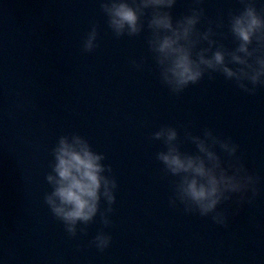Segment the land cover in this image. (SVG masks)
Returning a JSON list of instances; mask_svg holds the SVG:
<instances>
[{"label":"water","instance_id":"water-1","mask_svg":"<svg viewBox=\"0 0 264 264\" xmlns=\"http://www.w3.org/2000/svg\"><path fill=\"white\" fill-rule=\"evenodd\" d=\"M190 4L176 0L173 20ZM200 6L198 30L212 21L213 38L233 47L227 18L241 10L238 0ZM219 21L225 27L215 28ZM92 23L99 46L85 54ZM148 35L116 39L98 0H0V264H264V87L249 95L213 73L172 95L159 82ZM132 60L143 61L139 70ZM163 125L176 128L181 141L185 129L230 138L259 177L251 204L233 198L218 208L227 227L169 207L172 178L155 159L164 147L150 139ZM72 133L105 156L117 182L110 225L97 214L87 236L78 224L75 238L43 203L51 148ZM181 151L195 147L183 142ZM106 207L101 200V211ZM99 231L111 236L103 252L89 244Z\"/></svg>","mask_w":264,"mask_h":264},{"label":"clouds","instance_id":"clouds-1","mask_svg":"<svg viewBox=\"0 0 264 264\" xmlns=\"http://www.w3.org/2000/svg\"><path fill=\"white\" fill-rule=\"evenodd\" d=\"M238 2L241 10L229 12L227 18V32L234 45L229 48L213 38L218 33L212 21L203 32L198 30L205 16L200 6L203 0H191L188 14L175 21L171 9L176 0H98L106 26L116 39L138 37L145 31L149 34L147 50L159 82L175 96L198 84L205 75L211 80L213 73L249 95H255L257 87H264V5L258 7V0ZM223 27V21L216 22L215 28ZM97 38L98 26L92 23L82 41V52H94L99 46ZM142 64V60L131 61L137 70ZM150 139L162 142L164 147L155 159L162 165L163 175L172 178L169 207L182 206L186 215L209 217L212 223L227 227L226 211L218 208L233 198L237 205L251 204L258 195L259 177L245 168L237 156L238 145L230 138L214 135L207 128L202 136L185 129L181 141L176 128L163 125ZM183 142L194 145L195 151L182 152ZM50 156V171L44 176L50 191L44 193L43 203L69 238L77 236L78 224L84 226L79 228L80 235L87 236V226L97 214L101 224L108 227L117 182L111 167L102 163L105 156L76 133L59 136ZM101 200L107 205L102 211ZM110 243L111 236L103 231L89 242L100 252Z\"/></svg>","mask_w":264,"mask_h":264}]
</instances>
